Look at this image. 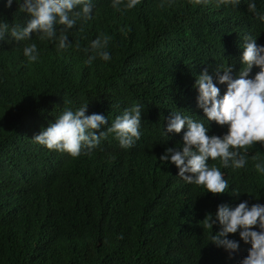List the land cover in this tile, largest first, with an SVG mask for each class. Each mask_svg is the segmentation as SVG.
Listing matches in <instances>:
<instances>
[{"label": "trees", "instance_id": "16d2710c", "mask_svg": "<svg viewBox=\"0 0 264 264\" xmlns=\"http://www.w3.org/2000/svg\"><path fill=\"white\" fill-rule=\"evenodd\" d=\"M98 2L105 23L92 37L74 38L69 30L67 50L37 34L27 42L7 35L0 41V264H239L250 244L240 242L229 259L211 244L202 221L224 203L264 204V174L254 167L264 161V147H249L242 169L210 160L229 182L215 196L186 184L159 157L182 144L186 129L162 135L177 110L203 121L209 136L227 133L204 117L193 85L205 69L216 83L217 68L233 65L245 32L254 30L264 44V25L253 26L264 15V0H255L259 15L248 11L249 0ZM17 10L0 0V18L10 26L27 22ZM98 37L107 39L111 59L88 65L91 52L84 49ZM30 43L39 51L35 63L23 54ZM216 86L222 97L226 85ZM85 104L87 115L102 114L109 126L140 104L141 139L122 149L109 135L76 158L32 141L64 110ZM218 231L215 225L212 233Z\"/></svg>", "mask_w": 264, "mask_h": 264}, {"label": "clouds", "instance_id": "9594fccd", "mask_svg": "<svg viewBox=\"0 0 264 264\" xmlns=\"http://www.w3.org/2000/svg\"><path fill=\"white\" fill-rule=\"evenodd\" d=\"M198 2L207 3L208 0ZM14 3L18 5L17 11L28 17L27 22L23 26H10L0 18V41L7 35L14 42H27L37 34L41 41L53 43L57 51H64L72 46L68 42L69 30L72 29L74 38L92 37L96 35L95 27L105 23L98 0H4V7L10 8ZM230 3L239 5L240 0H230ZM247 7L249 12L259 15L255 0H249ZM259 18L253 23L254 29L256 23L264 25V15ZM107 44L106 38L93 40L84 49L86 53L91 52L85 63L91 65L97 58L110 61ZM76 48H80L78 43ZM234 49H237V58L230 59V62L236 72L231 64L217 68L214 83L205 69L195 78L193 85L198 93L197 107L204 117L218 126H227V133L222 137L209 136V129L203 121L179 110L171 113L166 128L162 130V135L167 138L169 133L179 134L186 129L182 144L166 148L159 157L160 162L174 165L182 181L201 186L205 193L213 196L226 193L229 182L219 167L209 165L210 160L218 161L223 168L242 169L248 162L249 147L257 143L264 147V44L256 39L252 30L236 41ZM23 54L30 62H37V44H25ZM217 83L226 85L222 97ZM87 110L88 104L76 110H64L32 141L50 151L76 158L82 152L90 154L109 135L122 149L132 148L141 139L143 108L140 104L126 108L110 126L108 117L99 113L87 115ZM254 167L258 173L264 174V161L257 162ZM232 195L239 194L233 191ZM202 223L210 230L211 244L223 249L229 259L239 251L240 242H243L250 244V248L239 264H264V204L250 206L245 200L233 207L224 203L217 207L215 215L206 214ZM215 225L219 226V231L213 234ZM236 233L239 240L228 238Z\"/></svg>", "mask_w": 264, "mask_h": 264}, {"label": "bare ground", "instance_id": "6f19581e", "mask_svg": "<svg viewBox=\"0 0 264 264\" xmlns=\"http://www.w3.org/2000/svg\"><path fill=\"white\" fill-rule=\"evenodd\" d=\"M223 90V89H222Z\"/></svg>", "mask_w": 264, "mask_h": 264}]
</instances>
